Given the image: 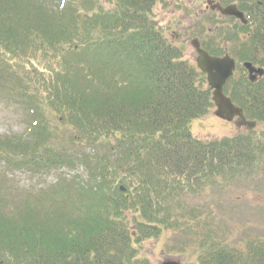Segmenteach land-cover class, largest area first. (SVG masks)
I'll list each match as a JSON object with an SVG mask.
<instances>
[{
    "label": "trees",
    "instance_id": "16d2710c",
    "mask_svg": "<svg viewBox=\"0 0 264 264\" xmlns=\"http://www.w3.org/2000/svg\"><path fill=\"white\" fill-rule=\"evenodd\" d=\"M164 1L64 0L51 14L41 0H0V91L10 95L0 103L25 113L30 134L0 137V164L56 180L22 195L0 189V264H150L136 245L185 229L200 237L199 264H264L263 239L200 235V208L181 200L261 170L264 134H192L215 109L212 90L159 27ZM219 2L237 4L249 23L229 20L237 32L203 48L224 56L221 43L235 42L240 63L264 68V0ZM224 93L247 119L264 121V78L238 74ZM79 165V175L64 171ZM177 211L192 215L187 225Z\"/></svg>",
    "mask_w": 264,
    "mask_h": 264
},
{
    "label": "rangeland",
    "instance_id": "374dc122",
    "mask_svg": "<svg viewBox=\"0 0 264 264\" xmlns=\"http://www.w3.org/2000/svg\"><path fill=\"white\" fill-rule=\"evenodd\" d=\"M46 4L48 12L57 14L58 5L63 4V0H41ZM81 0H78L80 5ZM208 0H165L158 4L155 8L156 20L159 27L165 31L167 38L185 52V59L195 63L196 53L190 45L193 39H198L200 43L209 42L213 35L218 38V30H222L220 38L225 40L233 34V27L228 22L224 24L222 21H212L214 14L206 10ZM212 1V0H211ZM216 1V0H214ZM202 26V28H201ZM218 28V29H215ZM239 31V30H238ZM239 37V34L233 36V40ZM223 48L232 57L235 42ZM225 50V52H226ZM40 69H44L40 67ZM45 72V70H43ZM27 78L26 80H28ZM1 89V88H0ZM0 91V97L9 100L10 95ZM215 110V109H214ZM51 127H56L57 122L48 117ZM26 115L16 105L0 103V137H18L26 138L30 134L27 130ZM259 133L264 131V121L258 122ZM192 134L201 140L224 139L235 136L238 133H244L246 128H239L234 123H229L218 119L215 114L209 113L206 117L196 120L191 125ZM28 133V134H27ZM262 169H247L242 171L241 176L226 179L220 178L218 184L208 185L201 192L182 196L184 204H188L192 209L200 208L195 214L197 222L193 220L196 227L200 224L202 227L197 229L200 235L207 234L210 230H214V235L218 234V240L223 237L227 242L232 240L239 244L247 239H263L264 240V165ZM81 166L78 170L71 172L64 169L65 173L79 175L83 173ZM55 173L43 174V177H31L25 173L12 172L4 169L0 164V189L6 193H31L42 189L44 186L50 185L56 181ZM35 188V189H34ZM185 213L187 211L185 210ZM183 217L182 222L187 225L190 221L191 214L184 216L181 211L174 213ZM189 220V221H188ZM191 227V226H189ZM188 227V228H189ZM133 234H138L136 226H131ZM195 233V232H193ZM192 232L168 231L163 233L157 239L149 238L144 240L142 244L136 245L141 258H145L150 264H161L167 259L179 260L181 264H199V244L197 240L200 237ZM145 236H143V239ZM180 255L181 257H179Z\"/></svg>",
    "mask_w": 264,
    "mask_h": 264
},
{
    "label": "water",
    "instance_id": "95a60500",
    "mask_svg": "<svg viewBox=\"0 0 264 264\" xmlns=\"http://www.w3.org/2000/svg\"><path fill=\"white\" fill-rule=\"evenodd\" d=\"M209 4H211V2H209ZM212 9L218 11L224 17H234L242 21L244 25L247 24L244 15L238 10L236 5L223 8L219 4H214ZM192 46L196 49L198 54L196 60L197 66L207 75L206 80H208V84L213 90L212 101L217 108L215 116L226 122H232L235 118H238L237 127H246L249 130L254 129L256 123L247 121L243 114V110L240 108L238 109L229 98L227 99L223 92L225 84L229 78L233 76L235 71V61L230 57L222 59L210 57L205 50L201 49L200 44L196 40H193ZM245 67H247L252 81H255L258 76L261 77L264 74L263 70H256L250 64H246ZM161 264L181 263L178 260H167Z\"/></svg>",
    "mask_w": 264,
    "mask_h": 264
},
{
    "label": "flooded vegetation",
    "instance_id": "af4514ba",
    "mask_svg": "<svg viewBox=\"0 0 264 264\" xmlns=\"http://www.w3.org/2000/svg\"><path fill=\"white\" fill-rule=\"evenodd\" d=\"M212 2H213V4L211 5V6H208V8H210V9H208L207 8V10H206V13H208V11H210L211 13H213L214 14V17L215 18H212V21H215V22H219V21H222V23H220V24H224L225 22H228V20L229 19H227V18H224L223 16H219V14L218 13H214V10L212 9L213 7H214V0H212ZM201 28H202V26H201ZM216 29H218V28H216ZM211 35H213V38H212V42L214 43V29H212V33H211ZM206 42V41H205ZM214 56V55H213Z\"/></svg>",
    "mask_w": 264,
    "mask_h": 264
}]
</instances>
